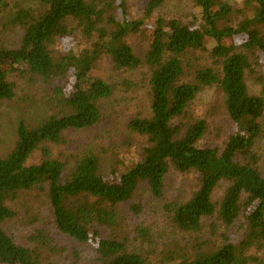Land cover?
I'll use <instances>...</instances> for the list:
<instances>
[{"label":"trees","instance_id":"1","mask_svg":"<svg viewBox=\"0 0 264 264\" xmlns=\"http://www.w3.org/2000/svg\"><path fill=\"white\" fill-rule=\"evenodd\" d=\"M29 2L33 6L11 7L9 0H0L3 29L24 32L18 48L0 47V102L15 98L16 85L10 80L14 74L48 85L58 79L63 82L52 89L54 114L20 120L14 149L6 156L0 154V264H54L45 262L36 249L18 244L4 229L14 217L9 204L42 189L58 230L80 243H96L100 264H151L143 252L130 251L111 234L104 238L98 229L117 228L118 208L132 201L143 184L154 197L162 198L172 170L199 176V188L189 200L166 205L176 230L201 233L204 219L215 215L228 229L242 216L248 225L240 242L225 235L219 247L200 242L193 257L180 255L179 264H264L250 253L264 249V176L256 152L264 118V0H247L237 8L225 0H193L195 13L189 24L157 15L166 0H147L141 18L131 16L130 0ZM70 22L77 23L88 48L77 45ZM136 38L149 43L144 57L131 46ZM59 40L77 44L56 57ZM209 44L221 68L195 70L193 80L187 82L193 52L206 50ZM104 57H110L118 70L146 66L151 72V116L129 124L130 131L147 138L150 146L142 159L110 174L102 172L100 159L91 152L70 166L51 159L44 148L66 143L67 132L100 123V103L116 90L93 75ZM5 63H10V70L2 67ZM256 68L262 91L252 95L246 77ZM71 76L76 82L69 91ZM205 88L223 94L226 112L236 125L224 150L198 146L208 123L191 114L190 108ZM39 149L44 160L29 165ZM225 181L230 185L217 207L213 196ZM136 231L144 244H154L149 227Z\"/></svg>","mask_w":264,"mask_h":264},{"label":"rangeland","instance_id":"2","mask_svg":"<svg viewBox=\"0 0 264 264\" xmlns=\"http://www.w3.org/2000/svg\"><path fill=\"white\" fill-rule=\"evenodd\" d=\"M235 8L242 7L247 0H225ZM147 0H130V11L133 18H141L144 14ZM11 7L15 5L30 6L29 0H9ZM33 6V5H32ZM193 0H166L157 15L166 19H179L189 24L195 13ZM239 16V20H243ZM71 30H76L79 44L59 40L55 46L56 57L67 54L68 48L74 45L85 46L77 23L70 22ZM23 30H4L0 21V47L18 48L21 44ZM231 44V41L226 43ZM135 53L144 57L149 49V43L141 38L131 41ZM209 44L206 50L195 51L191 57L186 81H192L195 70L213 67L221 68L212 57ZM11 69L10 63L2 65ZM257 69V68H256ZM255 72H247V85L252 95H259L262 86ZM93 75L106 80L116 87L112 98L100 103L102 119L100 123L83 131H71L65 135L63 145L48 144L47 149L51 159L73 165L76 159L87 153L95 154L101 162L103 173L122 171L131 162L142 159L145 148L149 147L147 138L132 133L129 124L138 117H150L152 96L150 89L151 72L146 66L135 70H118L110 57L100 60ZM10 80L16 85V95L12 100L0 102V154L6 156L15 146L17 140L16 127L20 120L33 121L46 115L54 114L52 105V89L63 82L58 79L48 85L41 79L31 80L19 74L11 75ZM69 91L76 82L74 77L68 80ZM191 114L205 119L208 131L199 142L201 148L224 150L231 136L236 132V125L231 120L224 107L223 94L217 88H205L191 104ZM263 132L258 140L256 152L260 157V167L264 176V118ZM43 148V149H44ZM43 149H39L30 158L29 165L40 164L44 160ZM229 182H222L216 189L213 201L220 206ZM199 188V176L196 173L182 174L172 170L165 180L162 198L152 195L147 184H143L134 199L125 206L118 208L119 225L110 231L98 229L104 238L110 234L125 242L130 251L143 252L151 264H179L180 255L194 256L195 247L207 243L210 247H219L223 236H230L236 243L246 235L248 225L242 216L237 223L226 228L218 215L205 218L201 233H183L174 228L169 220L166 205L173 202L189 200ZM14 217L8 220L4 229L15 241L30 249H36L45 262L54 264H100L96 243H80L74 238L61 233L55 223L49 200L45 190H35L21 196L9 204ZM140 207L141 211L136 210ZM141 226L151 229L154 244H144L136 231ZM150 231V232H151ZM111 236V237H112ZM264 260V249H254L250 252Z\"/></svg>","mask_w":264,"mask_h":264}]
</instances>
